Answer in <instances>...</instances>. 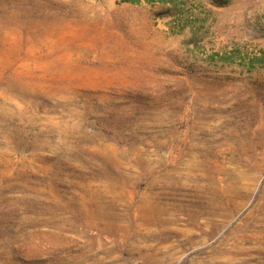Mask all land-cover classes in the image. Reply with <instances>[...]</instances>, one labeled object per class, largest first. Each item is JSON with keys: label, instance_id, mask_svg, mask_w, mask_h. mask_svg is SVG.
<instances>
[{"label": "rangeland", "instance_id": "rangeland-1", "mask_svg": "<svg viewBox=\"0 0 264 264\" xmlns=\"http://www.w3.org/2000/svg\"><path fill=\"white\" fill-rule=\"evenodd\" d=\"M263 63L264 0H0V264H264Z\"/></svg>", "mask_w": 264, "mask_h": 264}, {"label": "bare ground", "instance_id": "bare-ground-1", "mask_svg": "<svg viewBox=\"0 0 264 264\" xmlns=\"http://www.w3.org/2000/svg\"><path fill=\"white\" fill-rule=\"evenodd\" d=\"M151 219V216H147V221H148V219ZM158 218V220H160V221H164L163 219H161L159 216L157 217Z\"/></svg>", "mask_w": 264, "mask_h": 264}, {"label": "trees", "instance_id": "trees-1", "mask_svg": "<svg viewBox=\"0 0 264 264\" xmlns=\"http://www.w3.org/2000/svg\"><path fill=\"white\" fill-rule=\"evenodd\" d=\"M125 1H128V0H125ZM264 64V63H263Z\"/></svg>", "mask_w": 264, "mask_h": 264}]
</instances>
